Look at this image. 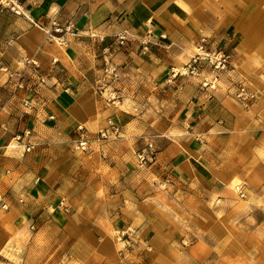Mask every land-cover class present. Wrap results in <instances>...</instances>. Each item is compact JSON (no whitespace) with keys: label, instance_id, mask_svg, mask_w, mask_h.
<instances>
[{"label":"crops","instance_id":"crops-1","mask_svg":"<svg viewBox=\"0 0 264 264\" xmlns=\"http://www.w3.org/2000/svg\"><path fill=\"white\" fill-rule=\"evenodd\" d=\"M53 27L62 41L50 36ZM123 32L128 39L119 44ZM201 36L209 48L231 54L246 102L202 87L200 77L163 82ZM104 59L120 74L109 87L120 89L122 100H171L176 108L166 191L149 190L148 168L144 174L133 162L145 120L119 112L97 91ZM260 73L264 0H0V264H113L112 232L125 216L139 218L140 235L160 246L156 236L164 229L148 217H171L162 207L172 198L185 201L179 187L186 181L196 180L212 198L222 184L210 175L219 139L237 128L264 135L257 113L264 102L250 97H258L259 86L264 94ZM108 118L121 123V136L99 140L94 133L108 128ZM179 121L192 131L183 132ZM79 127L90 134L84 151L76 147ZM256 181L263 182L261 172Z\"/></svg>","mask_w":264,"mask_h":264},{"label":"rangeland","instance_id":"rangeland-1","mask_svg":"<svg viewBox=\"0 0 264 264\" xmlns=\"http://www.w3.org/2000/svg\"><path fill=\"white\" fill-rule=\"evenodd\" d=\"M58 30L53 27L50 33L52 39L60 42ZM206 48L215 50L208 45ZM217 50L229 55L227 70L214 71L210 64L200 61L196 73H178L175 77H171L169 70L163 82L170 84L177 77H200L202 87L211 90L221 88L229 99L246 102L245 100L249 98L246 86L233 76L234 65L231 54L222 48ZM195 52L194 47L184 63L174 66L175 70L184 72V65ZM106 64L115 67L109 59L103 60L105 78L103 77L102 83L98 85L97 91L107 104L116 107L119 112L138 115L145 120L142 123L147 126L146 132L135 139L133 162L137 168H144V174L148 168L146 175L149 190L166 191L171 181L165 176V169L168 170L169 165L164 166V164L169 162V154L174 150L173 138L168 128L176 123L171 119V112H175L176 108L171 105V100H122L120 89L109 87L111 83L119 81L120 74L116 73V69L112 72L116 77L107 74ZM261 79H264L263 74ZM227 82L232 83V86ZM225 84L228 86L225 87ZM164 87L167 88L166 85ZM242 87L245 88L243 93L240 91ZM262 90L260 86L257 87L259 99L256 100L258 97L253 94L250 96L254 99L252 102H264ZM112 97L114 100H111ZM253 110L255 107L250 109V112ZM257 113L264 119V108H258ZM108 120L115 122L112 118H108L107 127ZM115 123L119 131L114 136L118 137L119 133L121 136L122 126L120 122ZM178 124L185 132L187 127L184 121H179ZM187 129L192 131L190 127ZM83 131L86 133L85 130ZM89 135L88 133L87 137ZM180 138V140L184 139V137ZM191 139L190 137L188 140ZM132 140L134 141L133 138ZM203 140L214 144L209 137ZM219 142V146L215 147V154L209 157L213 163L210 175L217 179V183L222 184L212 188L214 193L212 198L197 187L196 180L180 184L181 198L184 197L185 201L172 198L171 203H164L162 207V210L172 216L164 218L163 221L160 213L158 221L153 216L148 217V223L157 224L160 229H164V232L156 236L161 241L160 246L156 245L152 238L150 240V236L140 235L139 222H137L139 218L135 216L117 218L118 226L112 232L116 244L113 264H264V172H262L264 135L252 137L246 132L242 134L237 128L235 136L222 142L219 139ZM182 143L180 142V147ZM163 149L166 153L161 155ZM257 172H261L263 177V182L259 185L256 181ZM167 173L169 172L166 171ZM220 189L222 192L220 196L226 199L224 201L218 196ZM156 203V201H148V204L154 206ZM166 220H169V223ZM170 226H172L171 232L168 231Z\"/></svg>","mask_w":264,"mask_h":264},{"label":"built area","instance_id":"built-area-1","mask_svg":"<svg viewBox=\"0 0 264 264\" xmlns=\"http://www.w3.org/2000/svg\"><path fill=\"white\" fill-rule=\"evenodd\" d=\"M13 12L18 13V7L15 4H11L9 7ZM127 34L126 32H123L119 35H117V39H118V43L119 44H123L127 41ZM60 40L62 41V37H59ZM142 48L143 50H147L148 49V44H149V40L144 39L142 42ZM207 45V40H206V36H201L198 41L195 44V50L196 52L193 54V56L189 59V61L184 65V72H180L179 70H175V68H171L170 70V75L171 77H175L178 73H196L198 71V63L200 61H205L208 64H210V66L212 67V69L214 71L216 70H227L228 68V58L229 55L226 54L224 51L222 50H208L206 48ZM105 71L107 74L112 75L113 77H116L115 73H112L114 71V68L108 66V64H106V68ZM240 91L243 93L245 91V88L242 87L240 88ZM241 93V94H242ZM111 100H114V97L111 98ZM118 125L115 122H112L111 120H108V128L107 129H102L99 130L97 132V137L99 140H106L107 138H109V135H116V133H118L119 129H118ZM78 130L81 132V137L80 139L77 141L76 143V147L80 150H87L88 145H89V138L86 136L85 132L83 131L84 129L79 127ZM30 149V145L26 146V151H29Z\"/></svg>","mask_w":264,"mask_h":264},{"label":"bare ground","instance_id":"bare-ground-1","mask_svg":"<svg viewBox=\"0 0 264 264\" xmlns=\"http://www.w3.org/2000/svg\"><path fill=\"white\" fill-rule=\"evenodd\" d=\"M51 36V35H50ZM57 38V37H56ZM236 186V185H235Z\"/></svg>","mask_w":264,"mask_h":264}]
</instances>
